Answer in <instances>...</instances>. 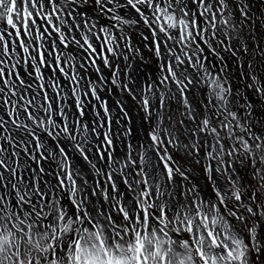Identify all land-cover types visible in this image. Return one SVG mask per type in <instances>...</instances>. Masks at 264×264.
<instances>
[{"label": "snow or ice", "instance_id": "1", "mask_svg": "<svg viewBox=\"0 0 264 264\" xmlns=\"http://www.w3.org/2000/svg\"><path fill=\"white\" fill-rule=\"evenodd\" d=\"M0 264H264V0H0Z\"/></svg>", "mask_w": 264, "mask_h": 264}]
</instances>
